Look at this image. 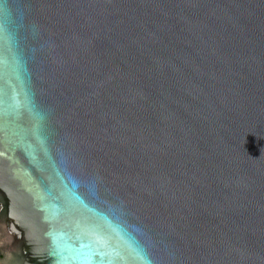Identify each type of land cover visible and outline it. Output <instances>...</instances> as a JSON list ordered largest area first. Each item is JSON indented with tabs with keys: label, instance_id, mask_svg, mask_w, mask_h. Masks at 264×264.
<instances>
[{
	"label": "water",
	"instance_id": "water-1",
	"mask_svg": "<svg viewBox=\"0 0 264 264\" xmlns=\"http://www.w3.org/2000/svg\"><path fill=\"white\" fill-rule=\"evenodd\" d=\"M0 264H264V0H0Z\"/></svg>",
	"mask_w": 264,
	"mask_h": 264
}]
</instances>
